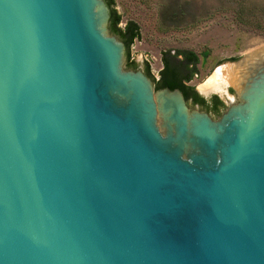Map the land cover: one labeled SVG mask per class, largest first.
<instances>
[{
    "label": "water",
    "instance_id": "water-1",
    "mask_svg": "<svg viewBox=\"0 0 264 264\" xmlns=\"http://www.w3.org/2000/svg\"><path fill=\"white\" fill-rule=\"evenodd\" d=\"M109 18L0 0V264H264V45L212 117L126 67Z\"/></svg>",
    "mask_w": 264,
    "mask_h": 264
},
{
    "label": "rangeland",
    "instance_id": "rangeland-1",
    "mask_svg": "<svg viewBox=\"0 0 264 264\" xmlns=\"http://www.w3.org/2000/svg\"><path fill=\"white\" fill-rule=\"evenodd\" d=\"M114 8L120 26L129 20L138 26L139 37L126 48L138 69L147 64L151 78L164 52L193 51L197 72L187 83L206 98L216 94L225 106L235 100L228 83L221 91L200 87L264 45V0H114Z\"/></svg>",
    "mask_w": 264,
    "mask_h": 264
},
{
    "label": "trees",
    "instance_id": "trees-1",
    "mask_svg": "<svg viewBox=\"0 0 264 264\" xmlns=\"http://www.w3.org/2000/svg\"><path fill=\"white\" fill-rule=\"evenodd\" d=\"M105 1L110 8V18L108 25L109 29L111 33L118 34L121 39L125 40L128 49L133 39L139 37L138 26L132 20L127 21L123 27L120 26L119 24L121 21V17L114 8V0ZM167 55L169 56L168 58L166 57ZM161 60L164 64V67L160 71L161 76L159 80L155 81L153 76L151 75V78L156 86L155 88H160V84L163 83L164 86L170 89L182 88V90H194V87L192 85H185L183 82L192 79V77L197 72L196 64L198 62V56L196 53L190 50H178L173 54L164 52L161 56ZM135 64L136 62L131 59V57L127 53L125 64L126 67L135 69ZM149 71V66L146 64V73L150 76ZM195 97L198 102H200L202 105H205L209 110L214 113H218V104L216 97H214L215 99L211 106L204 104V100L200 95L196 94Z\"/></svg>",
    "mask_w": 264,
    "mask_h": 264
},
{
    "label": "flooded vegetation",
    "instance_id": "flooded-vegetation-1",
    "mask_svg": "<svg viewBox=\"0 0 264 264\" xmlns=\"http://www.w3.org/2000/svg\"><path fill=\"white\" fill-rule=\"evenodd\" d=\"M121 41H123V43H124V45H125V47L127 48V46H126V42H125V40H123V39H121L119 36H118V34H115ZM170 54H173V53H170ZM167 58L169 57L168 55L166 56ZM179 58H181V57H179ZM178 58V59H179ZM134 60V59H133ZM136 66H135V69L136 68H138L139 67V65L136 63L135 64ZM163 67H164V64H163V62H162V60H161V67L160 68H158L159 69V71H158V74H157V79H156V77H155V75L154 74H152V76H153V78H154V80L156 81V80H159V78H160V76H161V73H160V71L163 69ZM141 69L144 71V72H146V64H142V66H141ZM163 74H165V73H163ZM180 75H182V74H180ZM180 77H182V76H180ZM191 80V79H190ZM190 80H188V81H185V82H183L185 85H189L187 82H189ZM154 87H156L155 86V83H154ZM160 88H163V87H166V86H164V84L162 83V84H160V86H159ZM181 92H182V94H183V96H184V98H185V100H186V102H187V104L190 106V107H195V108H198L199 110H201V111H205V112H207V113H209L212 117H217V116H219L223 111H224V109H225V104H224V102L216 95V94H211L209 97H204V96H202L200 93H198V91L194 88V90H186V89H183L182 90V88H178ZM232 91V89L231 88H229V89H227V91ZM196 94H198V95H200L202 98H203V100H204V104H206V105H208V106H211L212 105V103L214 102V97H216V99H217V104H218V113H214V112H212L211 110H209L205 105H202L200 102H198V100H196V97H195V95Z\"/></svg>",
    "mask_w": 264,
    "mask_h": 264
},
{
    "label": "bare ground",
    "instance_id": "bare-ground-1",
    "mask_svg": "<svg viewBox=\"0 0 264 264\" xmlns=\"http://www.w3.org/2000/svg\"><path fill=\"white\" fill-rule=\"evenodd\" d=\"M231 68L232 66L230 67V69ZM230 69L223 70L222 68V70L218 71L208 82L204 83L200 88L205 92L209 90L221 91L225 84L229 83L227 79V74L230 72Z\"/></svg>",
    "mask_w": 264,
    "mask_h": 264
},
{
    "label": "built area",
    "instance_id": "built-area-1",
    "mask_svg": "<svg viewBox=\"0 0 264 264\" xmlns=\"http://www.w3.org/2000/svg\"><path fill=\"white\" fill-rule=\"evenodd\" d=\"M158 71H159V69H157V72L156 73H154V75H155V77H156V79H157V74H158Z\"/></svg>",
    "mask_w": 264,
    "mask_h": 264
}]
</instances>
